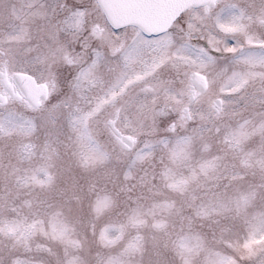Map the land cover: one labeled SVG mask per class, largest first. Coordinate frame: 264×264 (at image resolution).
I'll list each match as a JSON object with an SVG mask.
<instances>
[{
	"label": "snow or ice",
	"instance_id": "1",
	"mask_svg": "<svg viewBox=\"0 0 264 264\" xmlns=\"http://www.w3.org/2000/svg\"><path fill=\"white\" fill-rule=\"evenodd\" d=\"M0 264H264V0H0Z\"/></svg>",
	"mask_w": 264,
	"mask_h": 264
}]
</instances>
